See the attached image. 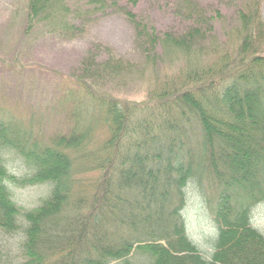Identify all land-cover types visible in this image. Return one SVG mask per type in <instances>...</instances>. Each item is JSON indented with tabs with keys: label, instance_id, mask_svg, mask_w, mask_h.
<instances>
[{
	"label": "trees",
	"instance_id": "obj_1",
	"mask_svg": "<svg viewBox=\"0 0 264 264\" xmlns=\"http://www.w3.org/2000/svg\"><path fill=\"white\" fill-rule=\"evenodd\" d=\"M111 1L28 0L26 28L73 35L70 20L81 9L89 17ZM116 1L134 7L141 0ZM261 1L215 0L210 15L196 0H181L192 23L185 37L138 23L147 60L178 57L177 73L135 101L101 91L97 77L76 81L70 128L46 142L0 112V264H264V235L252 226L264 205ZM222 10L237 23L234 52L213 35L216 24L230 21ZM84 66L93 75L99 68L107 80L120 71L93 57ZM4 153L18 157L28 176L12 175ZM89 175L98 177L86 183ZM8 185H46L50 192L25 211ZM191 189L213 218L209 258L187 233L183 210ZM18 235L10 258L4 242Z\"/></svg>",
	"mask_w": 264,
	"mask_h": 264
},
{
	"label": "rangeland",
	"instance_id": "obj_2",
	"mask_svg": "<svg viewBox=\"0 0 264 264\" xmlns=\"http://www.w3.org/2000/svg\"><path fill=\"white\" fill-rule=\"evenodd\" d=\"M196 1L200 8H205L215 0ZM27 3L28 0H0V112L8 113L18 125L30 127L33 139L36 134L46 142L67 133L72 122L70 111L75 108L73 95L77 93L73 83L80 79L94 81L97 77L94 84L101 91L135 101L150 89H157V83L163 82L166 74H176L181 66L182 59L163 53L149 62L144 51L148 48L136 35L138 23L159 35H189L192 23L181 0H141L134 7L112 0L104 13L89 17L81 9L70 20L75 30L69 36L53 34L45 25L26 28ZM214 9H208L207 13ZM222 12L228 19L233 16L229 11ZM127 13L133 14L134 20ZM259 14L264 24V0ZM201 17L204 23L203 14ZM236 24L230 19L224 28L216 24L213 32L219 47L229 52L236 50L232 45L239 40V35L237 38L233 35ZM224 32L229 33L224 36ZM89 57L101 66L105 63L120 71L113 80L102 78L106 76L99 68L93 75L84 66ZM3 159L12 175L19 179L28 176L29 170L13 153H4ZM97 177L89 175L86 183ZM8 189L13 202L25 211L36 208L50 192L46 185L27 188L8 185ZM253 214L254 226L264 234V206L257 207ZM184 218L189 238L201 255L209 258L216 230L198 193L188 199ZM22 238L18 235L9 242L5 240L4 251L9 252L10 258L17 253Z\"/></svg>",
	"mask_w": 264,
	"mask_h": 264
}]
</instances>
